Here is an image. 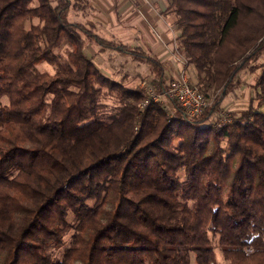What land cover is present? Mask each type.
<instances>
[{
    "label": "trees",
    "instance_id": "1",
    "mask_svg": "<svg viewBox=\"0 0 264 264\" xmlns=\"http://www.w3.org/2000/svg\"><path fill=\"white\" fill-rule=\"evenodd\" d=\"M169 1L190 82L222 87L194 117L175 100L140 111L144 91L85 41L147 62L157 88L160 63L70 20L76 1L0 0V264H220L216 248L264 264V59L259 108L207 123L264 52V0Z\"/></svg>",
    "mask_w": 264,
    "mask_h": 264
},
{
    "label": "crops",
    "instance_id": "2",
    "mask_svg": "<svg viewBox=\"0 0 264 264\" xmlns=\"http://www.w3.org/2000/svg\"><path fill=\"white\" fill-rule=\"evenodd\" d=\"M84 3L88 7L84 9L89 11L85 21L94 33L122 45L138 46L147 52L160 63L164 84L177 76L181 68L174 56L178 30L175 17L169 11V0H82ZM72 10L69 18L73 21ZM84 53L104 74L113 80H122L129 88L139 87L145 79L156 82L157 71L147 62L134 60L116 49H103L92 39H86ZM256 78H251L245 88L242 82L233 94L228 93L222 98L219 107L236 113L250 103L252 106L258 103L259 98L253 95Z\"/></svg>",
    "mask_w": 264,
    "mask_h": 264
},
{
    "label": "built area",
    "instance_id": "3",
    "mask_svg": "<svg viewBox=\"0 0 264 264\" xmlns=\"http://www.w3.org/2000/svg\"><path fill=\"white\" fill-rule=\"evenodd\" d=\"M175 47L174 56L177 61L181 63V68L177 76L169 79L166 84L159 88L156 87L155 83L142 81L139 84V88L144 91L145 96L138 104V109L140 111L144 110L151 103L160 102L163 104L164 99H168L171 101L175 100L186 115L194 117L200 115L210 104V101L200 88L196 84L190 82L187 71L185 70L187 60L177 52L176 44ZM163 107L168 111V106L166 104H163ZM233 118V112L220 110L211 120L210 124L214 129L219 130L226 124L232 122Z\"/></svg>",
    "mask_w": 264,
    "mask_h": 264
},
{
    "label": "rangeland",
    "instance_id": "4",
    "mask_svg": "<svg viewBox=\"0 0 264 264\" xmlns=\"http://www.w3.org/2000/svg\"><path fill=\"white\" fill-rule=\"evenodd\" d=\"M74 1H76V0H73L72 2H74ZM85 5H86L85 3L82 4V0H79L78 2H76V8H71V9H73L72 12H71V16H72L73 21L80 22V23L84 24L85 26H87L85 20H87L86 18H88L89 11H86L84 9V8H88ZM169 11L175 17V15L173 14L171 8H169ZM87 27L90 29L89 26H87ZM263 59H264V52L261 53V55L256 56L255 58H253L252 60H250L249 64L237 74L236 79L238 80L239 86L243 82L244 83V88H245V85L248 82H250V79L251 78H256L257 77L258 73L261 71V67L260 66H261V63H262ZM37 66L42 71L52 72V68L49 65L45 64V63H39ZM185 70L187 71V74H188L189 79L192 82H195V76H194L195 73H194V70L192 69V66L188 64L186 66ZM248 78H249V81L247 80ZM145 81L150 82V81H148V79L147 80L145 79ZM238 87L236 89H238ZM248 87L249 86L247 85L246 88H248ZM221 91H222V87H219L215 91L214 90H210L209 93H208V96H206V98L210 101V103H212L216 98L220 97ZM253 95L256 96L255 90H254ZM229 96H232V94H229ZM1 101L3 103H7L6 97H3ZM163 104H166L168 106V112L172 114L173 113V107H172L171 100L164 99ZM252 107H254L255 109L259 108L258 103L257 102L254 103ZM220 110L228 111V110H225V108H221L220 107L215 113H213L210 116L209 120L207 121V123H209L210 126H212L210 124L211 123V120L216 116L217 112L220 111ZM234 116H235V112H233V117ZM223 144H224V142H223ZM179 175L182 176V171L179 172ZM68 218H69V220H72V215L69 214ZM70 234H71V232L68 231L66 233V235L64 236L65 245L68 243V240L70 238ZM215 251L217 253V259L220 262V264H226V262L223 260V258L220 255V253H219V251H218L217 248L215 249Z\"/></svg>",
    "mask_w": 264,
    "mask_h": 264
}]
</instances>
